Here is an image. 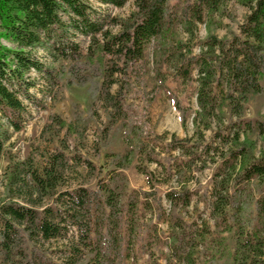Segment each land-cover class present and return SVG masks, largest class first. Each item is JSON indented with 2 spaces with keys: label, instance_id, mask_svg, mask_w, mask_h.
<instances>
[{
  "label": "trees",
  "instance_id": "16d2710c",
  "mask_svg": "<svg viewBox=\"0 0 264 264\" xmlns=\"http://www.w3.org/2000/svg\"><path fill=\"white\" fill-rule=\"evenodd\" d=\"M96 1L121 7L127 0ZM132 1L135 10L117 18L87 0H0V37L10 43H0V152L9 136L6 127L17 131L24 124V101L39 102L29 92L38 83L30 78L32 71L46 91L87 85L126 132L124 150L108 154L109 164L91 188H58L63 177L58 154L41 167L26 158L10 169L8 191L25 186L29 196L21 202L12 192L0 199V264H51L42 246L59 239L66 240L58 250L62 264H140L142 253L149 264H219L220 257L229 264H264V154L254 155L252 143L240 140V130L264 131V122L243 119L250 97L264 92V0H235L246 8L239 33L224 39L208 34L198 53L193 52L197 23L224 13L229 0H183L179 8L171 0ZM177 26L186 41L174 36ZM150 42L161 85L165 67L184 85L196 82L194 135L172 134L163 161L154 156L156 139L163 136H144L125 112L123 86L111 90L118 75L139 76ZM173 98L184 122L186 110ZM224 106L232 117L224 127H236L227 136L220 128ZM214 119L218 128L208 142L204 131ZM51 123L70 127L57 115ZM218 138L229 142L224 151L213 144ZM210 154L220 157L210 189L213 224L197 225L184 216L192 196L187 184ZM134 159L148 190L128 187L124 170ZM170 180L177 185L165 191L164 207L156 184ZM197 253L202 254L198 262Z\"/></svg>",
  "mask_w": 264,
  "mask_h": 264
},
{
  "label": "rangeland",
  "instance_id": "374dc122",
  "mask_svg": "<svg viewBox=\"0 0 264 264\" xmlns=\"http://www.w3.org/2000/svg\"><path fill=\"white\" fill-rule=\"evenodd\" d=\"M92 6L102 9L107 14L117 18H126L135 10L132 0H127L121 7L105 6L96 0H87ZM183 0H171L175 8L181 6ZM246 8L235 0H229L224 6V13H213L204 18L203 22L197 23L194 31L197 44L193 48L194 53L199 51V42L208 34H213L218 38H230L233 33L238 34L239 24L243 21ZM174 36L182 41H186L188 36L182 31L180 26L174 30ZM0 43L10 45V43L0 37ZM153 44L150 42L145 48L144 67L139 70V78L126 75H118V83H115L111 90L115 91L119 84L123 86L125 112L128 118L136 126L141 128L142 134L150 138L162 135V139H156L158 153L154 156L163 161L167 158L166 143L172 134L178 138H189L194 135L195 124L193 118L197 110L195 101L196 82L189 85L182 84L178 79L170 74L169 68L164 84L155 78L152 63ZM30 78H35L37 84L29 92L38 104L32 101H24L27 105V113L24 124L20 130L8 129L9 136L4 140L2 151L0 152V199L8 194L15 196L17 200L23 202L28 198V187H17L16 190L7 189L10 169L15 164H20L24 159L29 158L35 166L41 167L48 164V160L58 154L62 160L63 177L58 186L59 189H70L76 186L91 188L95 184L96 176L102 175L109 164L108 154L110 152H122L126 146L125 126L121 120L114 115L109 116L108 111L102 105V101L97 96H92L88 91V86L76 84H64L60 91H46L43 88V81L38 79L35 72H30ZM261 83L264 87V73ZM173 96L179 100L180 105L185 108V121H181L180 111L174 104ZM35 100V99H34ZM75 114H81L82 120H76ZM57 115L69 128H53L52 117ZM220 117L223 124L220 125L224 136L231 134L236 127L228 126L230 117L226 106L222 108ZM243 119L253 122H264V92L254 94L245 104ZM3 122V121H2ZM218 128L216 120H212V128L204 131L206 141H211L212 132ZM247 139L252 143L254 155L264 154V131L260 133L257 129L252 131L240 130V140ZM213 144H217L221 151L228 146L220 138L215 139ZM218 155L206 157L205 166L201 170L194 172L195 179L188 182V187L192 190L190 204L186 207L185 218L187 221L193 220L197 225L207 222L212 226L210 218V189L212 185V173L219 163ZM140 161L134 159L124 170L128 179L129 189H144L149 187L146 183L145 175L137 171L136 164ZM153 170L154 163L143 161L140 163ZM159 178L164 179L160 170L155 169ZM174 180L167 183H157L156 188L161 196L164 207L167 203L164 198L165 191L176 186ZM11 190V191H10ZM35 200V199H34ZM47 200H44L46 202ZM162 228L165 225L162 224ZM226 236V234H224ZM166 234H161L165 238ZM66 240H52L42 246L46 257L51 264H62L59 249L64 248ZM231 240L226 236V246L231 247ZM163 245L160 244V247ZM164 248V247H163ZM201 250V247H198ZM195 261L202 259V254L197 253ZM163 262L162 259H158ZM140 264H149L147 255L142 253L139 258ZM219 264H229L225 257L219 258Z\"/></svg>",
  "mask_w": 264,
  "mask_h": 264
}]
</instances>
